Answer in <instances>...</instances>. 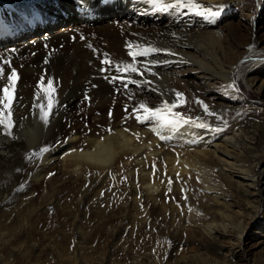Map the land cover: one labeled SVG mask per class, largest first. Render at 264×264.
Masks as SVG:
<instances>
[{
	"label": "bare ground",
	"instance_id": "6f19581e",
	"mask_svg": "<svg viewBox=\"0 0 264 264\" xmlns=\"http://www.w3.org/2000/svg\"><path fill=\"white\" fill-rule=\"evenodd\" d=\"M197 2L211 7L213 11H219L221 15V9L228 3V0H197ZM62 4L65 8L76 9L77 15L71 19L75 20L74 22L83 23V25L89 19L81 20V18L84 19L87 15L91 17L93 9H97L96 12H98L103 9L100 7L105 5L119 7L120 15L118 16L120 17L117 16L111 24L102 29L97 27V31L68 26V28H59L57 32L50 31L42 35L40 42L56 45V51L69 55L71 58L64 65H55L46 73L17 63L16 71L19 78L16 81L15 100L11 106L14 127L11 129V135L6 134L7 137H3L5 132L0 126V146L3 145L4 140L9 141L15 134L19 138H24L29 147L39 146L41 149H46L43 151V156H41L33 177L35 186L39 189H45L48 183L53 185V190L48 192L51 196L55 190V178L53 179L55 172H60L63 179H67L68 176L74 184L80 185V191L88 182L95 180H98L102 185L109 177L125 176L133 179L134 187L140 188L142 191L145 204L143 203L144 205L138 209L135 207L133 210L120 209L117 211V220L118 223H122L125 233L127 230L133 232L139 225L144 227L147 230L145 239L152 245L162 242L165 238L159 228V219L163 222L170 220L171 225L178 231L184 230L190 243L196 241L195 237L191 235L196 231L201 232L203 236L212 238L216 233L226 234L230 225L244 226L242 218L237 223L231 222L232 216H242L244 211L242 208L232 211V205L226 202L222 177V175L237 177L238 185L243 187L247 197L252 199L249 201L250 203L253 204L264 199V177L261 183L256 184L255 180L244 172L251 164L252 159L249 152L237 142L243 130L231 129L232 131L224 133L214 131L210 126L207 129L196 127L193 123H182L173 128L171 125L161 126L156 121L138 122L136 119L138 113L133 109L138 108L141 103L152 108L161 106L163 101L171 103L176 99L175 92H181L184 94L186 103L178 106L174 111L181 113L186 118L192 119L194 116H198L200 120L195 123L203 122L208 125L213 116L207 115L203 106L197 101H202L208 106L209 111L215 114L217 107L204 102L203 96L200 94H210L213 91L227 93L234 90L232 77L234 70L237 69V64L236 61L229 60L234 56H242L246 46H243V49L232 50V47L230 48L228 42L232 41L237 45L238 37L227 35L220 29L218 21L220 15L215 18L214 22H209L192 14L154 13L151 5L145 3V0H118V2L117 0H0V18H6L5 13L9 12L29 13L41 6ZM245 16L248 17L247 14ZM51 23L48 21L45 24ZM33 42L35 40L26 42L22 53L32 51ZM128 42L170 50L175 55L160 53L150 56L146 60L143 57L138 58L137 67L141 71H144L147 64L151 72H155L156 75H151L149 71H144L143 76L133 73L131 74L132 79L148 80L151 81V84H141L139 87L128 84L125 88L119 81L110 83L104 78L105 76L121 75L115 71L114 66L108 72H101L100 69L108 67L101 64L105 54L114 64L121 61L131 62V58L127 55L126 44ZM226 50L232 51L231 57H226V60H223L220 54L226 56ZM251 51V57L248 59V65H245L242 77L249 88L255 83H259L255 88L259 92L264 85V79L259 76L260 72L257 68L261 66V60L264 57H260L261 50L252 49ZM151 60H167L169 63L153 66L148 64V61ZM4 69L5 75L10 73L11 68ZM22 73H26L25 77L21 76ZM41 76L45 78V86L47 79H53L56 88L54 107L47 124H44L40 119L39 108L33 107L34 104L47 105V100L43 99L42 92L40 100H36L34 96ZM155 77H159L161 82L166 83L167 94L155 86ZM5 83H7L5 79H0V88ZM248 92L251 90H246L245 94ZM73 108L76 112L75 120L73 123H69L70 110ZM255 110L257 116L254 128L255 131L260 132L264 130V109ZM139 114H142V110ZM63 126L67 127L63 129ZM61 128L62 130H60ZM161 136L171 138L162 140ZM222 166L224 173L223 170H219ZM262 170L264 176V166ZM250 188L253 189L250 190ZM77 189L79 190V188ZM172 192L175 194L172 195ZM201 192L213 204L211 219L206 218L207 213L201 215L194 206L197 200H204L201 197ZM45 193L47 192L45 191ZM182 193L188 195L186 199L181 197V201L176 200V196H180ZM136 196L134 200L139 206L140 198ZM18 210L14 212L17 214ZM11 213L13 214V211ZM20 213L18 214L20 215ZM27 214L23 216L25 218L22 223L15 228L9 227L8 224L0 227V264H54L51 259L45 258L40 261L39 258L32 257V247L36 245L31 243L32 236L37 233H40V237L43 238L40 242L37 241L39 245L43 243V240L49 241V244L58 251V256L62 258L69 255V258H66L69 259V262L71 261V264H80L81 262L102 264L104 259L98 260L91 249L84 251V248H81L80 258L75 255L77 246L74 247V239L71 237H75L76 231L80 232V235L86 236L88 232L85 229L88 227L77 226V230L74 228V223L72 227L53 223L48 230L47 228L40 229L37 228V224V226L29 224L27 218L30 216L28 217ZM118 223L115 221L109 223L113 233L117 230ZM96 228L98 229L97 226ZM105 230L108 229L105 228ZM131 231L124 234L132 238H130L131 244H138V238L135 239L136 237L134 238L132 233L129 234ZM107 233L109 234V232ZM122 233L121 235H123ZM239 235L240 240L242 234ZM82 236L79 242L88 239L89 242H93L96 238V236L95 238ZM122 241L124 242V240ZM65 242H69L70 247L60 249ZM113 243L115 244V242ZM124 243L126 244V242ZM78 248L80 249V247ZM194 248V253L183 255L180 260L175 259L168 264H221L217 259L210 258L206 251H203L205 246L198 245ZM246 250V245L238 242V251L234 254L237 261H242ZM44 252L46 251L44 250ZM143 256H148V259H156L157 255L152 249L138 251L134 253L135 264H142ZM237 261L235 264H239Z\"/></svg>",
	"mask_w": 264,
	"mask_h": 264
},
{
	"label": "rangeland",
	"instance_id": "374dc122",
	"mask_svg": "<svg viewBox=\"0 0 264 264\" xmlns=\"http://www.w3.org/2000/svg\"><path fill=\"white\" fill-rule=\"evenodd\" d=\"M245 2L243 0H228V3L222 7L221 15L218 18L220 29L224 33L238 37L236 40L238 46L233 44L232 41H229L228 44L230 48L232 47V50H235L243 49V46H246L245 53L242 56H234L229 60L232 62L236 61L237 64V69L234 70L232 77L235 88L227 93L213 91L210 92V94L201 93L200 95L203 96L202 100L204 102L211 103V106L217 107L216 115L210 119L211 123H208L211 128H221L223 130L219 132L224 133L230 132L233 129L243 130L237 142L242 148L249 152L252 159L251 164L244 172L254 179L256 184H259L264 177L262 170L264 166V130L260 132L255 131L254 127L256 125L257 116V111L255 109H264V85L258 92L255 88L259 83H255L254 86L249 88L242 76L245 65H248V59L252 54V51H249L250 48L256 51L261 50L260 57H264V0H246ZM112 6H101L100 8L103 7V9L98 12H96L97 9H93L91 17L87 15L84 19L81 18V20L89 19L84 25L83 23L81 24L72 20L73 16L77 15V10L65 8L64 4L41 6L38 7V9L31 10L29 13L20 14L21 12L19 11L5 13L6 18H0V57L10 61V66L4 65V68L16 69L17 63H20L27 68L41 70L43 73H46L55 65H64L71 57L56 51V45L40 42L39 40L42 35H44L45 32H57L59 28H68V26L72 28L76 27L81 30L91 29L92 31H97V27L102 29L111 24V22L114 21L113 19L120 15L118 11L120 8ZM245 14H247L248 17H246ZM48 21L52 23L45 24ZM33 40H35V42L32 43L33 50L30 52L24 51V53H22L26 42ZM231 52V50H226V56H224V54H220V56L223 60H226V57H231ZM42 54L47 56H43ZM0 64H3L2 59H0ZM257 69L260 72H258L259 76L264 79V59L261 60V66H258ZM24 75H26V73L21 74V76L25 77ZM154 82L155 86L159 88L161 92H165V94L168 93L165 88L166 83L161 82L159 77H155ZM249 89L251 92L245 94V91ZM170 98L173 99L171 95ZM74 110V108L70 110L71 116L69 123H73L75 120L76 112H74ZM197 117L198 116H194L192 121H199L200 119L197 120ZM225 121L227 122L226 124ZM67 126H63V129ZM60 130H62V128ZM3 135V137H7L6 134ZM42 154L43 151L39 146L29 147L24 138H19L15 134H13L9 141L4 140L3 145L0 146V227L7 224L9 227L13 228L19 226L23 218H25L23 216H26L27 213V216H30L27 218L29 224L38 225L37 228L39 227L40 229L47 228L48 230L53 223L57 225L65 224L69 227H72L74 223V228H77V230L78 227H88L85 229L88 234L83 236L86 238H95L96 236V238L93 242H89V239L83 241L85 242L84 245L83 242H79L82 235H80V232L76 231V238L74 236L71 237L74 239V247L77 246L75 247L77 250L75 255L80 258L83 248L84 251L91 249V251L94 252L93 255L95 257L97 256L96 258L98 260L104 259L102 264H126L127 262L128 264H135L134 253L145 249L154 250L155 255H157L156 259L158 260L152 258L148 259V256H143L141 260L142 264H168L175 261V259L180 260L183 255L194 253V247L198 245L205 246L206 248L203 249V251H206L210 258L213 257V259H217L221 264H235L237 258L234 257V254L238 251V242L244 243L247 249L242 261H237L239 264H264V199L256 201L253 204L250 203L249 201H252V199L249 198V196L247 197L245 189L238 185L236 182L237 177L231 175L229 177H224V175H222L224 181L223 191L226 194V202L232 205V211H236L239 208H242L244 211L242 216H238L239 218L236 215L232 216L231 219H233L231 222L237 223L242 218L244 226L236 227L230 225V228L228 227L226 230V234L221 235L216 233L212 238L206 235L203 236L201 232L196 231L195 233H191L196 241L190 243L187 240L188 236L186 237V232L184 230L178 231L176 227L171 225L170 220H165L166 222H163L159 219V228H161L162 235L165 237L162 242L154 243V241H151V243L154 244H150L149 241L145 239L147 230L139 225L133 232L127 230V232L131 231L129 234L132 233L134 238L136 237L135 239H139H137L139 242L138 244H131L130 240L132 238L125 235L127 232L125 233L123 231L122 223H118L117 211L122 208L132 210L135 208L138 209L145 204L141 189L134 187V180L125 176L109 177L102 185L98 180L88 182L89 185H84L82 191H80V185L74 184L68 176L66 177L67 179H63L60 172H55L53 174V179L55 178V190L54 194L51 196L49 194L50 191L53 190V185L51 183H48L45 189H39L34 183L35 179L33 176L41 160V156H43ZM219 170H223L224 173L223 166ZM77 188H79V190ZM251 189L253 188H250V190ZM170 190L172 189L170 188ZM170 190L168 191L169 193L171 192ZM45 191L47 193L49 192L48 195ZM172 193V195L175 194L174 192ZM201 195L204 200H197L194 206L201 215L207 213L206 218L211 219L213 216V212L211 211L213 204L204 197L202 192ZM135 196L140 198L139 206L137 205L138 203H135ZM178 196L179 195L176 196V200L181 201L182 199L185 200V197L188 195L182 193L179 197ZM181 197L183 198L181 199ZM21 204H23V206H21ZM8 208L11 210L9 211ZM17 209H19L17 214L21 212L23 215L21 213L17 215L16 212H14L15 210L17 211ZM12 211L13 214L11 213ZM112 221L118 223L117 230L114 232L115 234L110 229L111 226L109 223ZM105 228L109 231L105 230ZM89 231H92L95 235L93 233L91 234ZM107 232H109V234ZM110 233L113 235L111 236ZM121 233L123 235H121ZM239 234H242L240 240L238 238V236H240ZM40 236V233L32 236L31 243L36 244L32 247V257L39 258L40 261L45 258L51 259L54 264H71V261L69 262L68 259L69 255L62 257V259L58 256V251L49 244V241L43 240L42 242L45 243L39 245L38 242L43 239ZM121 239L124 240L126 244ZM116 241L119 242L117 243ZM113 242H115V244ZM68 243L69 242H65L64 244L66 245L64 246L63 244V247L61 246L62 248L60 249L69 248L71 241L69 244ZM124 244L128 246L125 248ZM78 247H80V249ZM44 250L46 252H44ZM181 251H183L182 254ZM168 260L171 261L168 262ZM80 264L85 263L81 262Z\"/></svg>",
	"mask_w": 264,
	"mask_h": 264
},
{
	"label": "snow or ice",
	"instance_id": "6c2138e0",
	"mask_svg": "<svg viewBox=\"0 0 264 264\" xmlns=\"http://www.w3.org/2000/svg\"><path fill=\"white\" fill-rule=\"evenodd\" d=\"M145 3L151 5L152 11L159 13H175V14H192L196 16H200L209 22H214L215 18L220 15L219 11H213L211 7H206L197 2V0H145ZM222 7V6H220ZM175 35V33H173ZM83 39V37H81ZM91 47V45H89ZM127 55L131 58V62H118L115 63L108 58V55L105 54V58L101 61L102 65H107L108 67H102L100 69L101 72H108L111 67H115V71L120 73L121 75H113L111 77L105 76L104 78L109 80L110 83H116L119 81L125 88H127L128 84H134L138 87L141 84H151V81L143 80L138 81L131 78V74L136 73L140 76L144 75V71H149L151 75H156L155 72H151L148 65H145L144 71H141L138 64V58L143 57L145 60L153 56L155 54L164 53L166 55H175L170 50L156 48L151 45H141V44H133L132 42H128L126 44ZM251 51V48L249 49ZM3 60V64H0V79H5L7 83L4 84L2 88H0V126L3 127L5 134L11 135V129L14 127V121L12 119V104L15 100V87L16 81L18 80V74L15 68H11L10 73L5 75L4 65L10 66V61L0 57ZM167 64L169 61H158L151 60L148 61V64L158 65V64ZM41 92L43 93V99L47 100V105L45 106L43 103L34 104L33 107H38L40 112V119L47 124L49 122V117L52 114V109L55 103V92L56 88L54 87L53 79H47V83L45 86V78L43 76L40 77V80L37 84V91L34 96L36 100L41 99ZM176 99L169 103L168 101H163L161 106L159 107H149L145 103L139 104L138 108L133 109V111L137 112L138 115L136 119L138 122H148V121H156L159 122L161 126L171 125L173 128H176L180 124H189L193 123L196 127L200 128H209V125L200 122L195 123L191 118L184 117L181 113L175 112L174 109L178 106L186 103L184 94L181 92H175ZM87 99V96L85 97ZM198 104L203 106V110L207 115L215 116L216 114L209 111L207 105L203 104L202 101H197ZM142 110V114H139ZM127 111V109H126ZM220 118V117H217ZM200 118L197 117V120ZM227 122L225 121V124ZM223 129L217 128L214 131H222ZM162 140L170 139L171 137H160ZM42 151H46V149H42ZM186 198V197H185Z\"/></svg>",
	"mask_w": 264,
	"mask_h": 264
}]
</instances>
